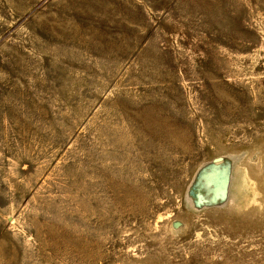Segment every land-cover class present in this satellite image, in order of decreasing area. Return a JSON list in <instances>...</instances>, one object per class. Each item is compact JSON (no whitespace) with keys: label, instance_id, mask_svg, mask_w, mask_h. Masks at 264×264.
I'll return each instance as SVG.
<instances>
[{"label":"rangeland","instance_id":"obj_1","mask_svg":"<svg viewBox=\"0 0 264 264\" xmlns=\"http://www.w3.org/2000/svg\"><path fill=\"white\" fill-rule=\"evenodd\" d=\"M0 264H264V0H0Z\"/></svg>","mask_w":264,"mask_h":264},{"label":"water","instance_id":"obj_2","mask_svg":"<svg viewBox=\"0 0 264 264\" xmlns=\"http://www.w3.org/2000/svg\"><path fill=\"white\" fill-rule=\"evenodd\" d=\"M233 174V159L227 155H219L206 163L198 171L190 194L198 196L196 203L222 204L230 197V185ZM212 175L214 177L212 178ZM213 186H211V183ZM178 225L177 223L174 224Z\"/></svg>","mask_w":264,"mask_h":264}]
</instances>
